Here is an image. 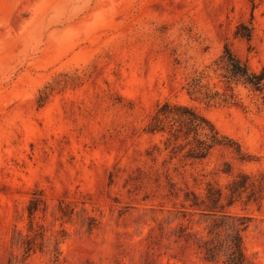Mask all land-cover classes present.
<instances>
[{
    "label": "rangeland",
    "instance_id": "obj_1",
    "mask_svg": "<svg viewBox=\"0 0 264 264\" xmlns=\"http://www.w3.org/2000/svg\"><path fill=\"white\" fill-rule=\"evenodd\" d=\"M225 46L264 67V0H0V264H212L200 247L213 219L185 197L264 176V95L234 86L233 102L206 104L183 89ZM165 101L205 117L246 161L224 148L172 157L147 131ZM259 197L225 210L247 218L252 264H264Z\"/></svg>",
    "mask_w": 264,
    "mask_h": 264
},
{
    "label": "trees",
    "instance_id": "obj_2",
    "mask_svg": "<svg viewBox=\"0 0 264 264\" xmlns=\"http://www.w3.org/2000/svg\"><path fill=\"white\" fill-rule=\"evenodd\" d=\"M236 36L247 42L251 40V28L240 25ZM210 70L217 75L224 85L222 92L216 86H209ZM234 86H242L254 93L264 95V67L255 72L247 62L242 61L234 52L225 46L221 55L206 67V70L194 72L183 88L191 100L206 104H227L235 99ZM147 131L160 134L166 150L170 148L172 157L181 156L189 162L205 160L215 148L231 150L239 162H245L246 156L240 146L232 139L221 135L214 125L191 107L165 101L157 105L147 126ZM228 169L222 174L231 176ZM261 180V181H260ZM264 176L259 178L238 172L231 176L226 186L214 188L208 184L204 196L199 198L192 194L185 197L189 209L198 211L213 219V227L209 232L211 238L203 241L200 247L204 260L216 264H252L241 247L240 231L246 227L247 218L225 212L236 204L247 206L258 204L260 194L264 191Z\"/></svg>",
    "mask_w": 264,
    "mask_h": 264
}]
</instances>
